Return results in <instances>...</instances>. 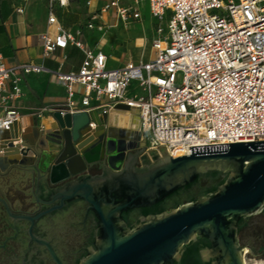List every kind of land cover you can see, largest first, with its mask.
I'll use <instances>...</instances> for the list:
<instances>
[{"label":"built area","instance_id":"obj_1","mask_svg":"<svg viewBox=\"0 0 264 264\" xmlns=\"http://www.w3.org/2000/svg\"><path fill=\"white\" fill-rule=\"evenodd\" d=\"M71 1L47 0L42 56L74 46L82 54L79 66H6L0 55V127L20 119L13 105L22 93L20 72L47 70L65 95L36 116L85 113L93 126L90 114L136 104L144 148L164 147L172 157L191 154V145L264 139V0H146L156 21L152 55L117 68L107 66V55L89 45L85 34L104 33L110 26L105 14L123 24L138 20L142 0H83L73 23L64 19Z\"/></svg>","mask_w":264,"mask_h":264},{"label":"water","instance_id":"obj_2","mask_svg":"<svg viewBox=\"0 0 264 264\" xmlns=\"http://www.w3.org/2000/svg\"><path fill=\"white\" fill-rule=\"evenodd\" d=\"M124 106L117 104L112 110ZM109 114L94 112L95 118L90 114L91 126L85 113L72 117L54 113L50 126L23 128L17 141L10 139L9 128L0 127V143L20 153L19 158L0 155L1 168L49 169L55 182L71 176L59 194L84 199L98 216L101 244L80 264H168L194 244L201 245L197 258L210 264H243L235 230L244 216L264 207V139L191 145V154L176 157L159 147L161 156L149 151L153 158L149 165L126 170L131 151L136 157L144 150L139 116L126 129L108 124ZM88 128L96 138L80 150L78 140ZM68 145L80 157L78 166L55 176L57 163L69 166L72 161L61 159ZM99 163L112 176L82 173L85 166ZM219 170L227 173L216 185L166 207L168 199L197 183L200 176ZM133 210L139 211L133 226L124 228L116 222L127 221Z\"/></svg>","mask_w":264,"mask_h":264},{"label":"flooded vegetation","instance_id":"obj_3","mask_svg":"<svg viewBox=\"0 0 264 264\" xmlns=\"http://www.w3.org/2000/svg\"><path fill=\"white\" fill-rule=\"evenodd\" d=\"M134 156L132 150L126 170L152 162L145 150ZM82 173L100 178L112 176L100 163L85 166ZM226 173L219 170L214 175L200 176L197 183L168 199L166 207L198 197ZM70 178L55 182L49 169L0 167V264H80L101 244L102 227L90 204L80 197L59 194ZM138 218L139 211L133 210L127 221L116 222L124 228L131 227ZM235 241L243 264H248V257L264 260V207L240 220ZM200 248V244H194L188 251L181 250L178 258L168 264H210L208 259L197 258Z\"/></svg>","mask_w":264,"mask_h":264},{"label":"crops","instance_id":"obj_4","mask_svg":"<svg viewBox=\"0 0 264 264\" xmlns=\"http://www.w3.org/2000/svg\"><path fill=\"white\" fill-rule=\"evenodd\" d=\"M101 1L103 0H95L94 2L99 5ZM81 4L83 5V0ZM77 6V0H72L64 16L69 15V13H74ZM16 7L21 8V11L18 12ZM75 13H77L76 19L70 21L68 20V22L73 23L79 18V12ZM149 16L153 18L150 13ZM140 18L138 20H140ZM102 19L106 23L110 24L106 31L104 33L97 31L87 32L84 38L89 45L95 49L102 50L107 55V66L117 68L122 66L128 60H146L151 57V40L155 36V28H153V36L150 38L149 42L151 51L150 55L143 58L142 53L140 55L139 50H136L135 53H133L135 55L133 59L132 56L129 55L126 50L124 51L118 43L110 41L112 28L122 22L115 21V19L109 14L103 15ZM138 20H135L134 22ZM45 28L46 3H43L42 0H0V55L5 65L19 66L25 62H35L41 63L48 70H55L61 63L60 67L64 71L76 69L80 64L82 55L77 65H74L73 63L66 65L65 62V57L68 56L74 46H68L64 51L56 49L51 56H42L40 34L45 30ZM112 47L121 51L123 55V61L119 63L117 62L115 65L110 64ZM20 77L21 79L19 85L22 93L16 100L13 101L15 110L20 115V120L24 116L32 115L34 118V123L32 125L42 128L50 126L53 122L52 113L43 112L41 116H36L34 113L42 107L49 108L51 106L58 105L64 99L65 89L63 85L51 80L50 73L47 70L39 73L27 74L20 72ZM3 107L4 104L3 106H0L1 115L3 114Z\"/></svg>","mask_w":264,"mask_h":264},{"label":"rangeland","instance_id":"obj_5","mask_svg":"<svg viewBox=\"0 0 264 264\" xmlns=\"http://www.w3.org/2000/svg\"><path fill=\"white\" fill-rule=\"evenodd\" d=\"M42 2L46 3L47 0H42ZM77 3L78 6L75 8L74 13H69V15L64 16L65 20L70 21L76 19L77 13L75 12H80L84 10L83 5L81 4L82 0H77ZM140 11H141L140 20L136 22L134 21L128 22L123 25L122 23H118L114 28H112V33L110 37L111 42L118 43L124 49V51L126 50L129 53V55L132 56L133 59L135 57L133 53H135L136 50H139L140 55L142 53L143 58L150 55L151 51H150L149 42H150V38L153 36V28L156 27L155 19L149 16L148 5L145 2V0L141 1ZM161 24L162 26L165 27L164 22H162ZM81 55H82L81 52L77 48L75 47L72 48L68 56L65 57L66 65L69 63H73L74 65H77L81 59ZM122 61H123V55L121 51H118L117 49L112 47V57L110 64L115 65L117 62L119 63ZM179 80H180V74L177 73L176 82H179ZM110 120L111 119L109 116L108 124L113 125V123ZM130 120L131 119L129 118L128 120L129 125H130ZM143 145H147V143L143 141ZM144 150L148 152L149 158L153 159L152 155L149 153L150 150H147L145 148ZM154 150H156L158 154L161 156L158 149H154ZM246 262L248 264H264V260H259L257 258H252V257L246 258Z\"/></svg>","mask_w":264,"mask_h":264},{"label":"bare ground","instance_id":"obj_6","mask_svg":"<svg viewBox=\"0 0 264 264\" xmlns=\"http://www.w3.org/2000/svg\"><path fill=\"white\" fill-rule=\"evenodd\" d=\"M123 110H114L111 111L110 115V121L113 123V126L117 128H130L132 126V121L137 118L136 115H138V109L136 107V104L134 106L126 105L124 107H119ZM129 118L130 125H129ZM109 121V116H108ZM107 121V123H108ZM47 122V121H46ZM45 122V123H46ZM34 123V118L32 115H27L22 117V119L18 118H11L9 120H6V124L8 125L9 131H10V139L13 141H17L20 138V133L23 130V128H30V126ZM112 125V124H110ZM96 138V133H94L93 129H87L82 132V137L78 140L79 143V149L82 150L84 147L88 146L93 140ZM0 155H5L6 157L10 158H19L20 153L15 151L14 148H7V146L4 143H0ZM62 160L71 159L72 161L69 163V166L67 164H64L62 161L57 163L53 168V175L55 176H61L65 174V172L68 171V168H70L72 171H74L78 163L80 161V157L76 155V153L73 151V148L71 145H68L66 150L61 154ZM247 263V262H246Z\"/></svg>","mask_w":264,"mask_h":264},{"label":"trees","instance_id":"obj_7","mask_svg":"<svg viewBox=\"0 0 264 264\" xmlns=\"http://www.w3.org/2000/svg\"><path fill=\"white\" fill-rule=\"evenodd\" d=\"M3 3V2H2Z\"/></svg>","mask_w":264,"mask_h":264}]
</instances>
